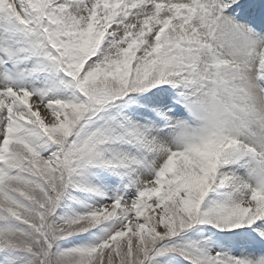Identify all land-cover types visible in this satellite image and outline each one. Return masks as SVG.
<instances>
[{"label": "snow or ice", "instance_id": "obj_1", "mask_svg": "<svg viewBox=\"0 0 264 264\" xmlns=\"http://www.w3.org/2000/svg\"><path fill=\"white\" fill-rule=\"evenodd\" d=\"M0 264H264V0H0Z\"/></svg>", "mask_w": 264, "mask_h": 264}]
</instances>
